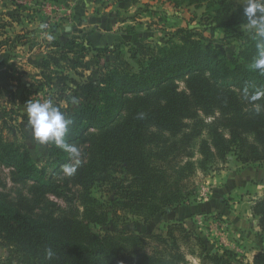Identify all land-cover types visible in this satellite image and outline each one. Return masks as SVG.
<instances>
[{"label": "trees", "instance_id": "obj_1", "mask_svg": "<svg viewBox=\"0 0 264 264\" xmlns=\"http://www.w3.org/2000/svg\"><path fill=\"white\" fill-rule=\"evenodd\" d=\"M173 1L205 7L210 33L239 43L238 52L230 55L188 34L181 44L171 41L151 50L137 71L115 60L84 81L50 78L57 88L55 105L72 120L66 140L80 149L78 165L54 143L46 144L50 155L40 165L26 142L0 132V167L9 171L13 186L0 183V243L18 264H189L180 238L187 243L192 233L183 225L170 226L165 238L150 236L167 253L143 251L147 237L141 233L108 229L129 215L148 224L181 206L189 199L184 183L197 169L206 173L230 154L242 164L264 162V96L251 100L264 91V73L252 67L256 37L245 29L244 7L232 0ZM7 18L19 22L16 14H0V37L9 26ZM27 38H0V55L6 48L29 45ZM51 47L66 61L69 55L76 59L66 63L68 70L77 69L87 53L77 38ZM108 49L94 51L106 58ZM55 58L50 54L36 67L44 73L62 68ZM72 97L79 102L73 104ZM0 111L10 121L15 116L29 122L15 107ZM65 165H74L75 173L65 174ZM97 188L112 199H97ZM252 215L264 236V195ZM198 241L203 264H244L228 252L213 254ZM49 247L50 260L45 256ZM252 264H264V249Z\"/></svg>", "mask_w": 264, "mask_h": 264}, {"label": "rangeland", "instance_id": "obj_2", "mask_svg": "<svg viewBox=\"0 0 264 264\" xmlns=\"http://www.w3.org/2000/svg\"><path fill=\"white\" fill-rule=\"evenodd\" d=\"M0 1L5 10H10V7H6L7 4L13 6L14 11L11 13L16 14L19 19L18 23L8 20L9 26L5 29L4 36L0 38L13 39L17 35H25L29 40V45L6 48L8 50L4 49L0 55V88L3 94L0 99V110L15 107L26 116L27 103L30 101L43 102L51 99L56 104L57 88L50 82V78L55 76H68L74 80L84 81L89 75L96 76L101 69L100 65L104 63L108 65L115 60L127 65L130 70L137 71L147 62L151 50L171 41L181 44L182 40H188V34H191V40H201L203 44L213 45L230 55L237 53L240 46L237 42L223 41V35L219 32L216 35L210 33L205 7H189L186 4L179 6L173 0H93L101 4L102 10L95 12L92 18L96 19L97 23H105V27L114 26L113 41L108 45L110 47L105 46L109 48L106 52L108 57L105 58L97 56L94 51L97 48L87 41L88 35L78 34L76 28L73 34H66V31L60 28L56 9H44L41 5L38 12L40 24L36 30L29 31L24 27L25 22L21 20L22 12L27 11L22 8H27L28 1ZM232 1L240 7L247 4V0ZM48 2L51 4L54 1ZM108 3L113 5V10L107 13L106 10L110 6ZM0 14L5 13L1 11ZM64 16H61L60 20L65 19ZM67 21L69 24L72 18ZM44 22H52V29L44 27ZM245 29L251 31L248 25ZM49 35L53 37L51 40L48 39ZM70 38H77V43L87 49L85 59L73 70H68L65 66L68 61L71 64L76 62L73 55H69L67 57L69 60L66 61L60 57L57 48L51 47L52 43L66 44ZM50 54L54 55L55 60L63 67H53L51 73H44L36 66ZM180 89L185 90V85L180 84ZM10 119V116L2 115L0 111V132L3 136L14 141L26 142L38 164H44L50 155L47 145H41L34 139L29 122H23L21 118L15 116L12 117V121ZM195 150L194 161L199 162L201 157L198 149ZM0 183H6L8 189L13 188L9 171L1 167ZM1 188L0 186V190ZM184 190L189 199L179 207L168 209L151 223L144 224L139 218L129 215L127 219H123L124 223L108 230L114 233L121 231L141 233L147 237L143 251L167 253L169 249L159 246L154 239H150V236L159 235L165 238L170 226L180 224L192 233L187 243L180 238L181 251L189 264H203L198 239L213 254L223 255L228 252L234 254L238 262L252 264L255 256L264 249V236L258 226V220L252 215V207L264 195V162L242 164L234 154H230L225 163L215 165L206 173L197 169L184 183ZM94 194L102 202L112 199L104 188H97ZM93 230L98 235L103 234L99 228ZM18 262V258L0 243V264Z\"/></svg>", "mask_w": 264, "mask_h": 264}, {"label": "clouds", "instance_id": "obj_3", "mask_svg": "<svg viewBox=\"0 0 264 264\" xmlns=\"http://www.w3.org/2000/svg\"><path fill=\"white\" fill-rule=\"evenodd\" d=\"M243 15L246 17L248 28L256 37L257 55L252 67L264 73V0H247ZM52 38V36H48L49 40ZM245 95H247V91H245ZM262 96H264V91H258L251 96V100H259ZM78 102L76 97H72L73 104ZM26 110L34 139L41 145L54 143L56 147L68 153L74 163L78 165L81 156L80 149L66 140L69 126L72 124V120L66 113L62 112L51 99L43 102L30 101L27 103ZM259 110L260 106H257V111ZM138 118L143 119L144 114L140 113ZM63 171L67 175H73L76 167L65 165ZM45 256L46 259H52L54 252L51 247L45 250Z\"/></svg>", "mask_w": 264, "mask_h": 264}, {"label": "crops", "instance_id": "obj_4", "mask_svg": "<svg viewBox=\"0 0 264 264\" xmlns=\"http://www.w3.org/2000/svg\"><path fill=\"white\" fill-rule=\"evenodd\" d=\"M28 4L27 8H22L23 10H27L26 12H22L21 20L25 22V28L29 31H34L38 28L39 23V14L41 5L44 6V0H27ZM43 1V2H42ZM51 3L52 7L50 10L56 9V18H59L58 22L60 24V28L66 31V34L71 35L74 32V28L78 30V34L84 33L87 37V41L90 45L94 46V48H106L110 47L113 39V27H105V23H97L92 18V15L95 12L101 11V4L98 2H94L93 0H53ZM110 6L107 8V13L110 10H113V5L108 3ZM2 3L0 1V12L3 11L5 14H13L14 7L11 5H6V7H10V10H5L2 8ZM66 14V16H64ZM73 14V16H71ZM23 15V16H22ZM68 15V16H67ZM65 17V19L60 20V17ZM80 16H86L87 18H81ZM55 17V16H53ZM28 18V19H27ZM72 18V21L68 24V19ZM75 19V21H74ZM11 21L10 19H6L7 21ZM74 23L72 24V22ZM66 23V24H65ZM14 24V23H12ZM71 24V25H70ZM15 25V24H14ZM22 29V27H21ZM42 44V42H41ZM25 48V47H24ZM8 50V49H6ZM5 50V51H6ZM6 53V52H5ZM10 53V52H8ZM30 54V53H28ZM31 53L30 55H32Z\"/></svg>", "mask_w": 264, "mask_h": 264}, {"label": "built area", "instance_id": "obj_5", "mask_svg": "<svg viewBox=\"0 0 264 264\" xmlns=\"http://www.w3.org/2000/svg\"><path fill=\"white\" fill-rule=\"evenodd\" d=\"M49 0H46V2H44V9H49L52 7V5L48 2ZM24 4H26V2H22ZM52 22H44V27H47L48 30H51L52 29Z\"/></svg>", "mask_w": 264, "mask_h": 264}]
</instances>
